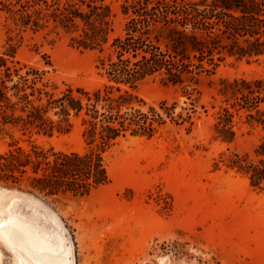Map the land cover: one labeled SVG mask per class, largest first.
Returning <instances> with one entry per match:
<instances>
[{"label":"rangeland","instance_id":"374dc122","mask_svg":"<svg viewBox=\"0 0 264 264\" xmlns=\"http://www.w3.org/2000/svg\"><path fill=\"white\" fill-rule=\"evenodd\" d=\"M105 1L113 12L111 37L120 35L122 0ZM17 8L18 0H0V52L14 51L60 85H103L96 50L72 46L70 35L51 19L37 29L22 26ZM236 78L262 80L264 95V56L226 57L197 82L171 84L159 76L139 81L134 92L147 103L190 106L186 93L192 92L193 124L187 131L188 122L168 123L153 138L121 139L103 154L109 183L87 195L43 197L0 185V192L9 189L0 198V224L8 213L17 221L5 225L7 238L0 233V264H264L263 193L214 165L221 153H251L264 136L242 109L234 112L232 142L215 139L220 106L233 110V100L225 102L217 92L220 80ZM32 139L45 148L85 150L76 122L68 132ZM6 140L0 139L1 151Z\"/></svg>","mask_w":264,"mask_h":264},{"label":"trees","instance_id":"16d2710c","mask_svg":"<svg viewBox=\"0 0 264 264\" xmlns=\"http://www.w3.org/2000/svg\"><path fill=\"white\" fill-rule=\"evenodd\" d=\"M120 35L112 36L113 12L105 0H18L19 23L37 29L51 19L77 48L96 50L95 67L105 78L96 89L45 77L46 71L0 52V185L53 197L84 196L109 183L104 152L127 136L150 139L168 124H193L195 98L190 106L177 101L147 103L134 88L151 76L171 84L197 82L226 57L258 60L264 56V0H122ZM262 80H220V106L215 139L234 138V112L264 129ZM180 108L179 110H177ZM254 110V113L250 112ZM80 127L83 152H65L38 145L34 135L68 132ZM19 133L21 136L16 137ZM27 141L26 145L21 141ZM244 178L264 195V136L251 153H221L214 161Z\"/></svg>","mask_w":264,"mask_h":264},{"label":"bare ground","instance_id":"6f19581e","mask_svg":"<svg viewBox=\"0 0 264 264\" xmlns=\"http://www.w3.org/2000/svg\"><path fill=\"white\" fill-rule=\"evenodd\" d=\"M7 191H9V189L6 188H2L1 192H0V198H2L3 196H5L7 193ZM9 203V202H8ZM3 210V209H2ZM10 210V209H9ZM7 222H9V224H13L16 221L15 216L12 215L11 213H8V219L3 220V223L0 224V233L2 234V236L6 237L8 236V231L10 230L9 227H5V225H9ZM7 223V224H6ZM39 263H41V261H38Z\"/></svg>","mask_w":264,"mask_h":264}]
</instances>
